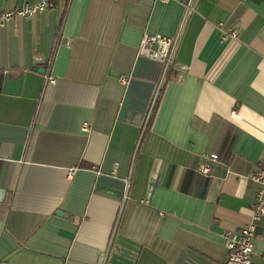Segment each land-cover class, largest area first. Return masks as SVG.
I'll return each instance as SVG.
<instances>
[{
    "label": "crops",
    "instance_id": "crops-1",
    "mask_svg": "<svg viewBox=\"0 0 264 264\" xmlns=\"http://www.w3.org/2000/svg\"><path fill=\"white\" fill-rule=\"evenodd\" d=\"M190 1L54 0L0 27V75H24L0 91V264H105L124 205L107 264H225L264 168V0ZM145 33H181L186 70L136 154L167 64L138 55Z\"/></svg>",
    "mask_w": 264,
    "mask_h": 264
},
{
    "label": "built area",
    "instance_id": "built-area-1",
    "mask_svg": "<svg viewBox=\"0 0 264 264\" xmlns=\"http://www.w3.org/2000/svg\"><path fill=\"white\" fill-rule=\"evenodd\" d=\"M55 7L56 4L54 0H40L35 4L26 3L20 9L2 13L0 15V27L5 26L6 23L13 17L30 18L37 13H42L47 10L54 9ZM232 34L235 36L236 32L234 31ZM174 43V40L163 35L145 33L138 48V55L166 64L170 57ZM171 65L177 71L186 70V67H183L178 62L176 63L175 59L172 61ZM49 80L52 83L55 82L51 78ZM234 117L239 116L234 114ZM87 127L88 123H85V131H87ZM207 159L211 162H219V157L217 155L207 156ZM212 171L213 168L211 165L203 164L200 167V172L207 177L212 176ZM249 179L250 181L261 185V188L257 191V201L253 205L249 224L241 227L237 231H226L224 233L226 246L229 252L225 264H255L252 259L255 249V238L258 225L264 218V168L255 170L250 175Z\"/></svg>",
    "mask_w": 264,
    "mask_h": 264
},
{
    "label": "water",
    "instance_id": "water-1",
    "mask_svg": "<svg viewBox=\"0 0 264 264\" xmlns=\"http://www.w3.org/2000/svg\"><path fill=\"white\" fill-rule=\"evenodd\" d=\"M194 4V0H191L190 3H189V10L190 8H192ZM182 30H183V27H182ZM181 30V31H182ZM180 35L181 33L179 34L178 38L176 39L175 43H174V46H173V49L171 51V54H170V57L168 59V62L166 64V68H165V71H164V75L162 77V80H161V83L159 85V88H158V91H157V94L155 96V99L153 101V104H152V107H151V110H150V113L148 115V118H147V121H146V125H145V128H144V131H143V134H142V138L139 142V145L137 147V151H136V154L138 153V150L140 148V145H141V142H142V139H143V136L149 126V123H150V120L154 114V111H155V108H156V105H157V102H158V99L160 97V94L162 92V88L164 86V83H165V80L167 78V75H168V72L171 68V63L172 61L174 60V57H175V53H176V50H177V46H178V43H179V39H180ZM39 73H45V71H39ZM23 73H21L19 75V77L17 79H14L12 78L11 74L10 73H3L0 75V91H2L4 94H7V95H12V96H17L20 94L21 92V88H22V82H23ZM135 164V163H134ZM134 164H133V167H132V174H133V168H134ZM132 174H131V178H132ZM130 178V179H131ZM128 196V195H127ZM126 202V201H125ZM125 204V203H124ZM125 206V205H124ZM124 206L121 210V213H120V217H119V221H118V224H117V227L115 229V232H114V235H113V238H112V241H111V244H110V248H109V251H108V254H107V257H106V261H105V264L108 263V258L110 256V252L112 250V247H113V244H114V240H115V237H116V234H117V231H118V226H119V223H120V220H121V217H122V214H123V210H124ZM64 213H58V216H62Z\"/></svg>",
    "mask_w": 264,
    "mask_h": 264
},
{
    "label": "trees",
    "instance_id": "trees-1",
    "mask_svg": "<svg viewBox=\"0 0 264 264\" xmlns=\"http://www.w3.org/2000/svg\"><path fill=\"white\" fill-rule=\"evenodd\" d=\"M69 1V0H68Z\"/></svg>",
    "mask_w": 264,
    "mask_h": 264
}]
</instances>
